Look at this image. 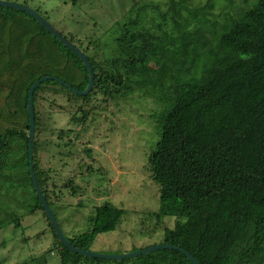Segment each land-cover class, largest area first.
<instances>
[{
    "label": "trees",
    "instance_id": "16d2710c",
    "mask_svg": "<svg viewBox=\"0 0 264 264\" xmlns=\"http://www.w3.org/2000/svg\"><path fill=\"white\" fill-rule=\"evenodd\" d=\"M187 1L166 0L164 10L159 3L131 8L124 22H116L110 54L101 60L97 43L69 40L90 63L94 84L82 96L55 80L41 82L33 92L35 134L40 93L49 87L53 93L64 89L71 94L67 99L74 96L83 105L94 95L112 102L133 93L150 97L159 108V138L146 162L158 186L153 214L157 220L174 217L163 243L187 251L198 264H264V0L220 20L210 12L212 3L188 7ZM145 8L158 14V21L148 20L151 27L142 25ZM44 76L78 90L88 83L82 62L36 19L0 6V230L20 228L26 216L41 212L60 264H192L175 249L115 261L84 257L58 241L29 171L28 90ZM80 111L71 117L73 128L89 115ZM38 142L33 141V171L52 209ZM64 186L76 188L71 180ZM122 214L105 202L88 217L87 231L64 236L89 250L97 234L115 229ZM37 259L48 264L43 255Z\"/></svg>",
    "mask_w": 264,
    "mask_h": 264
},
{
    "label": "rangeland",
    "instance_id": "374dc122",
    "mask_svg": "<svg viewBox=\"0 0 264 264\" xmlns=\"http://www.w3.org/2000/svg\"><path fill=\"white\" fill-rule=\"evenodd\" d=\"M36 11L68 40L97 43L99 60L108 57L117 31L128 11L166 0H3ZM188 7L212 3L210 12L220 20L226 12L236 17L254 0H188ZM142 24L158 21L152 8H145ZM188 17L187 11H182ZM210 18V17H209ZM163 29H166L167 25ZM155 29V28H154ZM157 31V30H154ZM93 52V49H92ZM54 87L40 93L37 138L39 167L48 170L52 210L67 238L88 230V217L105 202L123 210L114 230L97 234L89 251L121 255L163 243L165 228H172L174 217L157 220L158 186L146 168L147 157L159 135L158 105L150 97L133 93L122 101L104 100L94 95L83 105L64 89ZM57 89V88H56ZM88 111L85 122L73 128L71 117ZM59 131H66L60 135ZM77 132V134H76ZM72 181L71 191L64 184ZM20 228L0 230V264H38L44 256L48 264H60L56 243L42 213L26 216ZM130 259V258H129Z\"/></svg>",
    "mask_w": 264,
    "mask_h": 264
},
{
    "label": "water",
    "instance_id": "95a60500",
    "mask_svg": "<svg viewBox=\"0 0 264 264\" xmlns=\"http://www.w3.org/2000/svg\"><path fill=\"white\" fill-rule=\"evenodd\" d=\"M0 6L1 7H8V8H13L16 10H20V11H24L25 13H27L29 16H31L32 18L36 19V21L45 29L47 30L53 37H55L60 43H62L63 45H65L69 50H71L76 56L77 58L82 62V64L84 65V67L86 68L87 72H88V83L87 86L85 87L84 90H78L75 89L73 87H71L68 83H65L64 80L58 79L56 77H52V76H44L41 77L40 79H38L37 81H35L29 88L28 90V99H27V110H28V124H29V129H28V133H27V138H28V159H29V171H30V177L32 180V184L34 185V190L38 196V199L40 201V204L47 216V218L49 219L52 228L54 229V232L58 238V241L68 250L82 255L84 257H88V258H96V259H106V260H123V259H129V258H133V257H137L139 255H143L144 253H150L156 250H162V249H175L180 251V253H182L183 255H185L192 264H198V262L185 250L179 249L171 244L168 243H162L159 245H152L150 247H147L145 249H141L138 251H134V252H130V253H125V254H121V255H106V254H99V253H94L91 252L89 250H84L78 247H75L74 245H72L64 236V234L62 233L57 219L52 211V209L50 208V206L48 205L46 198L44 197V195L42 194V191L37 183V180L35 178V174L33 171V141H34V135H35V121H34V108H33V92L35 90V88L41 83L44 82L46 80H55L56 82H58L59 84L63 85L64 87H66L67 89H69V91H71L74 94L77 95H86L88 94L91 89L92 86L94 84V72L93 69L90 65V63L88 62L87 58L85 57V55L83 54V52L72 42H70L68 39H66L65 37H63L60 33H58L43 17H41L36 11H33L32 9H29L23 5L20 4H16V3H11L8 1H3L0 0Z\"/></svg>",
    "mask_w": 264,
    "mask_h": 264
}]
</instances>
